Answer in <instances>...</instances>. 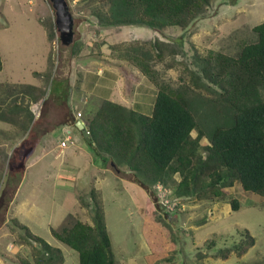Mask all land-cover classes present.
<instances>
[{
  "label": "rangeland",
  "instance_id": "obj_1",
  "mask_svg": "<svg viewBox=\"0 0 264 264\" xmlns=\"http://www.w3.org/2000/svg\"><path fill=\"white\" fill-rule=\"evenodd\" d=\"M102 1L67 0L73 43H80L73 57L71 45H62L56 36L47 38L54 24L48 0H0V264H17L6 254L31 259L32 247L13 219L60 247L63 264H78L77 252L55 239L50 228L60 229L76 219L90 223L91 190L102 206L116 264H264V198L258 194L242 190L239 183L221 198L173 192L176 210L166 212L167 207H161L125 166L91 150L82 130L70 126L68 132L57 126L40 133L61 110L53 104L56 92H68L67 105L83 122L106 98L132 109L151 105L156 87L139 70L117 60L113 45L133 39L171 42L173 52H166L154 67L170 86H185L187 69L199 68L198 57L217 51L235 54L243 41L254 39L252 27L264 21V0H211L187 28L161 31L137 24L99 25L93 10L103 6ZM78 56L81 63L75 62ZM91 56L111 66L121 82L114 79L110 88L97 86L96 65L83 62ZM25 85L45 89L46 107L42 101L41 106L30 101L22 91ZM189 94L197 100L206 95ZM191 135L195 137L196 130ZM200 142L207 144L205 138ZM178 180L176 173L168 186L173 190ZM233 198L238 201L236 210L230 206ZM243 229L254 237V245L241 256L231 252L227 258L217 257L219 249L241 239Z\"/></svg>",
  "mask_w": 264,
  "mask_h": 264
},
{
  "label": "trees",
  "instance_id": "obj_2",
  "mask_svg": "<svg viewBox=\"0 0 264 264\" xmlns=\"http://www.w3.org/2000/svg\"><path fill=\"white\" fill-rule=\"evenodd\" d=\"M86 1L96 0L81 3ZM210 2L104 0L103 6L93 10V16L99 25L137 24L158 31L167 27L182 30ZM56 32L51 24L48 40L55 36L59 39ZM252 32L254 39L243 41L235 54L217 51L198 57V70L187 69L188 83L176 88L162 81L154 67L166 52H173L171 42L133 39L113 45L116 57L139 70L156 92L147 112L103 99L85 120L91 138L86 142L91 150L108 156L117 166H125L148 191L158 181L168 186L177 173L179 180L173 183L176 196L221 198L239 183L242 190L264 198V21L254 25ZM79 44L70 46L73 57L79 54ZM189 90L206 95L197 100ZM22 91L31 102L42 101L46 107L43 87L25 85ZM67 100L68 92L62 91L59 101L53 103L61 108V114L50 127L39 131L41 134L75 124ZM193 130L195 137L191 135ZM202 138L207 140L206 145H201ZM89 195L93 205L91 223L76 219L60 229L50 228V234L77 252L78 264H116L102 206L94 190ZM230 206L236 210L238 201L231 199ZM13 224L23 230L22 239L32 247V254L31 259L6 254L7 258L17 264H63L64 254L59 247L17 219ZM240 234L236 244L219 249L216 256L227 258L231 252L241 256L254 245L255 239L247 229Z\"/></svg>",
  "mask_w": 264,
  "mask_h": 264
},
{
  "label": "water",
  "instance_id": "obj_3",
  "mask_svg": "<svg viewBox=\"0 0 264 264\" xmlns=\"http://www.w3.org/2000/svg\"><path fill=\"white\" fill-rule=\"evenodd\" d=\"M54 11V24L58 33L59 41L64 46H69L73 43V17L69 9L67 0H48ZM76 124L80 127L86 140H90V135L86 131L83 123L77 121Z\"/></svg>",
  "mask_w": 264,
  "mask_h": 264
},
{
  "label": "crops",
  "instance_id": "obj_4",
  "mask_svg": "<svg viewBox=\"0 0 264 264\" xmlns=\"http://www.w3.org/2000/svg\"><path fill=\"white\" fill-rule=\"evenodd\" d=\"M76 59H75V62H77V63H81V61H82V56H78V57H75ZM78 58H80V59H78ZM89 58V60L88 59H85V60H83V62H85V63H87V64H89V63H92V64H95L96 65V71H97V73H95V75H94V80L95 81H98V83H96V85L97 86H101V87H105V86H107V87H111V86H113V85H115V80H117V81H119V82H121V77L119 78V77H116L115 78V74H113V71H112V69H111V66H105V65H102V64H100L99 63V61L100 60H98V58L97 57H93V56H91V57H88ZM117 60H120V59H117ZM101 63H103V62H101ZM135 69V68H134ZM115 79V80H114ZM61 93L62 92H60V93H58V92H56V94H55V98H56V100L57 101H59V97H60V95H61ZM87 93H89V92H87ZM54 98V99H55ZM106 99H109V98H106ZM74 100V99H73ZM109 100H112V101H115V102H118V103H120L118 100H116V99H112V98H110ZM38 103V105H40V102H37ZM37 103H35V105L37 106ZM152 104V103H151ZM137 106H139L140 108H136L137 110H140V111H144V112H147L148 110H149V108H150V106H144V105H142V104H140V105H137ZM73 107L75 108V111L78 109L77 108V106H76V104H73ZM76 113H78L79 115H81L79 112H76ZM76 113H74V115L76 114ZM75 117H76V115H75ZM78 121V119H76V122ZM79 121H81L82 123H83V125H84V127H85V122H83V120H79ZM76 122H75V124L74 125H72V127H76L78 130H79V132H80V127L76 124ZM63 128H66V129H68V130H66V131H69L71 128H70V125H61ZM82 135H83V132H82ZM84 136V135H83ZM84 138H85V136H84ZM85 141H86V138H85ZM15 194H16V192H15ZM14 194V195H15ZM89 223V222H88ZM91 223V222H90ZM51 244V243H50ZM54 246V245H53ZM60 248V247H59ZM61 249V248H60ZM62 250V249H61ZM63 252V251H62ZM64 254V253H63ZM64 260H65V256H64Z\"/></svg>",
  "mask_w": 264,
  "mask_h": 264
},
{
  "label": "built area",
  "instance_id": "obj_5",
  "mask_svg": "<svg viewBox=\"0 0 264 264\" xmlns=\"http://www.w3.org/2000/svg\"><path fill=\"white\" fill-rule=\"evenodd\" d=\"M70 137H71L70 134H68L64 139L68 140L70 139ZM65 140H62L60 142L61 148L66 146ZM150 192L152 193V195L154 196V198L160 204L161 207L162 206H164L165 208L167 207V209H165L166 212H174L176 210L177 197H174L173 190L171 187L158 181L151 185Z\"/></svg>",
  "mask_w": 264,
  "mask_h": 264
}]
</instances>
